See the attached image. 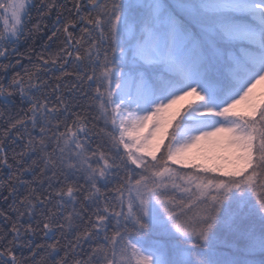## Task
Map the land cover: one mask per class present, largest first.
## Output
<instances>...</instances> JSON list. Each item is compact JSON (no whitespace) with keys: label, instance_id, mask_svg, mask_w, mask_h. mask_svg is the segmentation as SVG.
I'll list each match as a JSON object with an SVG mask.
<instances>
[{"label":"snow or ice","instance_id":"snow-or-ice-1","mask_svg":"<svg viewBox=\"0 0 264 264\" xmlns=\"http://www.w3.org/2000/svg\"><path fill=\"white\" fill-rule=\"evenodd\" d=\"M0 21V264H264V0H0Z\"/></svg>","mask_w":264,"mask_h":264},{"label":"rangeland","instance_id":"rangeland-1","mask_svg":"<svg viewBox=\"0 0 264 264\" xmlns=\"http://www.w3.org/2000/svg\"><path fill=\"white\" fill-rule=\"evenodd\" d=\"M1 23H3L1 21ZM264 92V85H260L257 87V89L255 90L254 92V101L255 102H259L261 99H259V96ZM192 98L189 97V98H186L185 100H182V101H179L176 105H174L171 109L167 110L166 112L162 113L161 114V119L164 121V122H169V116L173 113H175L176 111L182 109L184 106L187 105V103L191 100ZM238 111H245V105H240L238 106ZM214 140H218L219 137L217 138H213ZM167 141V138L165 137V140L164 142L166 143ZM189 155L192 156V157H196V158H199V159H203L205 156H211V157H215L217 155H227V152L218 147V146H213V145H210L206 142H202L200 145H198L197 147L195 148H192L189 150Z\"/></svg>","mask_w":264,"mask_h":264},{"label":"trees","instance_id":"trees-1","mask_svg":"<svg viewBox=\"0 0 264 264\" xmlns=\"http://www.w3.org/2000/svg\"><path fill=\"white\" fill-rule=\"evenodd\" d=\"M33 15H35L34 12H33ZM53 19H54V17H53ZM0 26H2L1 21H0ZM79 34H80L79 29H77L76 35L79 36ZM20 51H21V52H25V51H26V46H25V47H21ZM51 51H55V46H53V48L51 49ZM69 70H71V69H69ZM16 71H20L21 73H23V69L20 68L19 66H17ZM58 74H59V73H57V75H58ZM10 78H11V77L9 76V79H10ZM263 93H264V92H263ZM262 98H264V97H262V95H260V96H259V99H262ZM19 107H21V106H20L19 104H17L16 108H13V109H12L13 113H15V112L19 109ZM25 107H26V106H25ZM180 110H181V109H180ZM180 110H178V111H180ZM178 111H176L175 113H173V114H171V115L169 116V122H171L173 125L175 124V120L173 119V117L176 115V113H177ZM176 118L178 119V117H176ZM169 131H171V128H169ZM166 142H167V141H166Z\"/></svg>","mask_w":264,"mask_h":264}]
</instances>
